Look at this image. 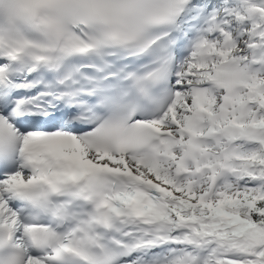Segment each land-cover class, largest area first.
<instances>
[{
	"label": "snow or ice",
	"instance_id": "snow-or-ice-1",
	"mask_svg": "<svg viewBox=\"0 0 264 264\" xmlns=\"http://www.w3.org/2000/svg\"><path fill=\"white\" fill-rule=\"evenodd\" d=\"M0 264H264V0H0Z\"/></svg>",
	"mask_w": 264,
	"mask_h": 264
}]
</instances>
